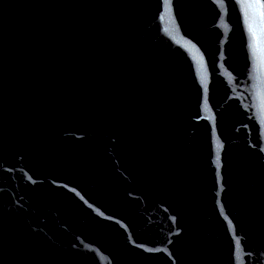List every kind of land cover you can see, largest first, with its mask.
I'll use <instances>...</instances> for the list:
<instances>
[{
	"label": "water",
	"instance_id": "water-1",
	"mask_svg": "<svg viewBox=\"0 0 264 264\" xmlns=\"http://www.w3.org/2000/svg\"><path fill=\"white\" fill-rule=\"evenodd\" d=\"M0 264H264V0H0Z\"/></svg>",
	"mask_w": 264,
	"mask_h": 264
}]
</instances>
